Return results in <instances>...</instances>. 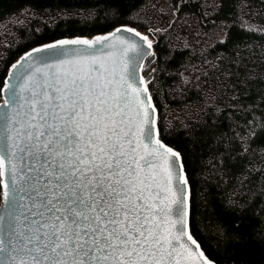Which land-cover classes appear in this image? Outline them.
Instances as JSON below:
<instances>
[{
  "label": "snow or ice",
  "instance_id": "obj_1",
  "mask_svg": "<svg viewBox=\"0 0 264 264\" xmlns=\"http://www.w3.org/2000/svg\"><path fill=\"white\" fill-rule=\"evenodd\" d=\"M107 39H60L26 57ZM26 57L0 86V264H212L186 229L189 181L180 153L161 151L136 68L115 55Z\"/></svg>",
  "mask_w": 264,
  "mask_h": 264
},
{
  "label": "trees",
  "instance_id": "obj_2",
  "mask_svg": "<svg viewBox=\"0 0 264 264\" xmlns=\"http://www.w3.org/2000/svg\"><path fill=\"white\" fill-rule=\"evenodd\" d=\"M120 25L152 41L142 73L192 236L215 264H264V0H0V86L29 48Z\"/></svg>",
  "mask_w": 264,
  "mask_h": 264
},
{
  "label": "water",
  "instance_id": "obj_3",
  "mask_svg": "<svg viewBox=\"0 0 264 264\" xmlns=\"http://www.w3.org/2000/svg\"><path fill=\"white\" fill-rule=\"evenodd\" d=\"M117 29H121V31L117 32ZM127 29H132L133 31H128ZM139 32L140 35L136 36L135 33ZM114 34V35H113ZM97 37H107L108 39L106 41H102L100 44L94 45L93 47L88 46H68L64 50V55H61L60 49H53V50H45L44 52L40 53H33L32 57H26V54L30 52L32 49H35L37 47H43L44 45H47L49 43H53L56 41H59L60 39H88L89 41L95 40ZM144 37H147L145 40ZM149 43L151 44V48L148 47ZM132 46H135V51H129L128 49ZM127 51V55H121L122 52ZM74 52H80L82 55H96V56H105V57H112V56H119L122 62L126 63L128 66V71H131L133 68H136L137 71V78L142 77L144 84L147 83L152 77V71H149L146 75H143L142 68H148L151 66V64L154 62L156 58L155 51L153 50L152 41L149 39L148 35L146 33H143L136 29L135 27L128 26V25H120L112 29L111 31L105 32L103 34H96L90 37L86 36H73V37H61L57 38L53 41L39 44L36 46H33L26 50L25 52L21 53L9 66V69L7 71V74L4 78L3 85L9 84V83H15L16 82V76L20 74V68L13 69L11 66L13 64H16L18 61H21L22 57H26L22 63L24 65H27L28 63L32 61H47V62H55L56 60L63 59L65 56H72ZM135 86V84H134ZM143 86V85H140ZM148 93L149 89H148ZM7 95V91L1 92V100L0 105L3 104V100L5 96ZM152 105L154 106L155 115L153 119L156 120L157 116V110L156 107L151 101ZM157 127V124H156ZM160 139V138H159ZM161 144L164 146L161 151L166 150L167 148H172L171 146L167 145L160 139ZM173 151L178 152L174 148H172ZM179 153V152H178ZM181 156V155H180ZM182 161V158H181ZM183 175L186 176L185 170L183 169ZM189 187V184H188ZM190 188V187H189ZM7 210V209H5ZM6 227L7 224L3 221H0V236H6ZM177 227H180L177 225ZM186 229L190 231L189 226V216L186 217ZM191 233V232H190ZM192 235V234H191ZM193 239H195L193 237ZM196 240V239H195ZM189 243L190 247H193L195 250V246H192ZM198 243V242H197ZM199 244V243H198ZM199 251H202L201 247ZM206 256V255H205ZM207 257V256H206ZM209 261L212 262V264H215L212 260L209 259Z\"/></svg>",
  "mask_w": 264,
  "mask_h": 264
},
{
  "label": "rangeland",
  "instance_id": "obj_4",
  "mask_svg": "<svg viewBox=\"0 0 264 264\" xmlns=\"http://www.w3.org/2000/svg\"><path fill=\"white\" fill-rule=\"evenodd\" d=\"M149 71V70H148Z\"/></svg>",
  "mask_w": 264,
  "mask_h": 264
}]
</instances>
